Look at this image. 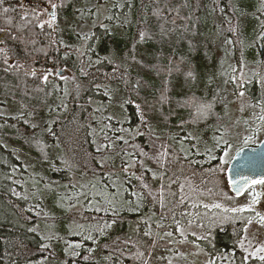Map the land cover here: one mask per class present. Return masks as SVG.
Segmentation results:
<instances>
[{
  "label": "trees",
  "instance_id": "16d2710c",
  "mask_svg": "<svg viewBox=\"0 0 264 264\" xmlns=\"http://www.w3.org/2000/svg\"><path fill=\"white\" fill-rule=\"evenodd\" d=\"M122 2L126 14L109 19L106 25L125 29L127 37L135 35L148 51L127 55L126 68L120 57L128 53V46L118 37L120 33L105 26L93 32L83 17L72 15L77 6L87 12L88 19L97 18L98 12L93 11L98 6L89 7V0L79 5L78 0L0 3V100L16 103L44 123H30L26 135H15V141L35 155L42 168L38 173L28 169L26 160L4 137L3 127L16 128L21 120L0 114V264H173L177 227L200 218L191 215L183 189L232 195L226 178L229 161L221 162L224 149L214 142L228 121L227 97L220 88L203 86L207 74L203 58L217 34V13L223 19L224 38L237 55L235 62L243 59L247 65L252 61L251 65L259 66L264 60V0ZM46 5L57 8V32L37 26L36 13ZM251 24L255 37L248 40L245 33ZM248 44H253L254 55L244 48ZM50 62L70 69L74 81L61 87L51 78L44 82L42 71ZM189 71L195 79L188 78ZM260 72L264 79V70ZM84 86L90 87L88 92L76 95L75 88ZM253 91L256 105L262 108L264 83L256 84ZM109 101L120 102L123 114L118 118L104 112ZM206 104L211 108L201 107ZM184 112L196 118V152L177 137ZM166 138L172 147L171 163L161 170L153 165L152 154L155 141L166 144ZM138 146L147 154L140 160L153 182L154 173L170 176L171 193L159 194L156 204L138 190L133 172L125 180L117 173L115 160L129 170ZM33 172L41 180L36 187L26 182ZM87 183L91 190L83 206L78 188ZM59 201L67 210L57 208ZM80 205L83 208L78 210ZM248 218L257 220L258 216L248 214ZM62 219L68 221L70 233L60 237L56 233L64 229ZM51 223L58 224L57 228L50 229ZM243 227L244 221L219 222L208 242L203 241L211 258L221 263L264 264L248 259L241 249ZM90 232L94 233L92 241H87Z\"/></svg>",
  "mask_w": 264,
  "mask_h": 264
},
{
  "label": "rangeland",
  "instance_id": "374dc122",
  "mask_svg": "<svg viewBox=\"0 0 264 264\" xmlns=\"http://www.w3.org/2000/svg\"><path fill=\"white\" fill-rule=\"evenodd\" d=\"M82 1L83 0H78L76 5H79L80 2L82 3ZM95 1L97 2L98 0H89V7H95L94 4L98 6L95 7V11H93V14H97L98 12L97 18L93 17V20L88 19V16L85 15L87 12L82 13L81 10L79 11V9H77V6H75L72 15L76 19L83 17V22L86 24L89 22L91 30L93 28V32H95L94 28L101 27L102 29V26H105L104 28H108L115 34L120 33L121 35H118V37L123 39L128 46V53H125L124 56L120 57V64L126 68L128 63H126L124 60H128L127 55H142L148 51L137 41L135 35L133 37H127L124 32L125 29L121 28L120 30V27L117 28L116 26L112 25V23V27L110 28L108 25H106L109 19H117L119 15L123 16L126 14L125 10L128 9L124 10V8H122L124 7L122 0H101V2L98 4H96ZM53 6L54 5H46L41 11L36 13L35 20H37V26L43 31H56L57 8ZM101 6L102 8H100ZM108 11L110 12L109 16ZM53 13H55L56 16L55 21L51 20ZM100 15L104 17L103 20ZM215 17L216 24L214 27L217 30V34H215V38L211 42L210 53L203 58V67L205 73L207 74H205V78L203 79L204 83L202 84L209 90L220 88L226 93L227 107L225 117L228 121L224 127L223 135H221L218 140L214 138V142L216 144L218 143V146L223 147L224 149L220 160L221 162L226 163L228 161L230 162L233 155L239 149L247 145H258L264 139V109L263 107L261 108L256 105L254 100L257 96L253 91L256 84L261 86L264 83V79L262 78V73L260 72L261 68L259 66L246 68L243 64L242 69H240L238 65L234 64L233 61L237 55L231 51L229 41L225 40L224 38L225 27L222 22L223 19H221L217 13ZM50 22L51 26H49ZM116 22L117 21L113 23ZM41 24H43V27L39 26ZM253 32L254 24H251L246 29L245 39L250 40L252 37H255ZM251 46H253V44H251ZM251 46L248 44L244 46V48L252 51V54L254 55L256 52L255 50L253 51L251 49ZM232 53L234 58L232 64L236 72L235 75L233 74V68L231 66ZM132 63L133 62L131 60L129 64L132 65ZM201 63H203V61H201ZM63 71L64 75L59 76L58 73H55V76L53 75V79H55V81L63 82L70 81L72 78L71 72L69 73L68 69H63ZM42 73L43 79L45 76L47 77V81L44 80V82L49 83L50 80L48 76H50V74H48L45 69H43ZM194 90L198 91L196 86H194ZM82 92L83 91H79L76 95H80ZM239 92H243L244 95L239 96ZM120 108V102L111 101L108 103V106L105 107L104 112L112 116L111 118H118L119 113L123 114V111H120ZM0 114L21 120L20 123L17 124L16 128L11 124L4 126V137L9 144L17 148L21 156L26 160L28 169L30 171L33 170L40 173L42 168L39 165L35 155L25 145L15 141V135L19 134L24 136L28 131V126L26 127V125L30 123L43 125V121H38V118L31 117L29 113L21 109L16 103H11L5 100H0ZM182 115L184 118L179 124V127H181L179 133L181 134L183 129L189 134L190 138L192 139L191 141L195 143L196 139L198 138H196V133L198 131V128L195 127L196 118L193 115L189 116L185 112L182 113ZM158 138H161V136ZM155 142L156 145L154 146V153L152 154L154 158L153 165L163 170V167H166L169 162L171 163V158L168 156L169 152L172 151L171 143L168 139V143L166 144L161 143L159 139ZM137 152L138 162H135L137 165L134 163L133 167L131 165L129 170L125 169V166L122 165L123 162L118 163V161L115 160V165H117L118 169H120L117 173L119 174L121 180H125V177H127L126 174L133 172L135 177H138L136 178L139 184L138 190L142 189L143 191H141V193L145 192L153 204H156L159 199V194L165 196V192H167V194L171 193L169 188L170 176L168 177V175H165L163 177L160 172L154 173L153 182L151 180V172L149 173L147 171V168L143 166L144 164L140 160V157L147 156V154L144 153L145 151L140 146L137 147ZM138 171L140 172V176ZM33 175L32 178L27 177V184L33 185L34 187L39 186L41 184V180L39 181L37 179L39 177L35 173ZM114 183L115 182L113 181V185ZM73 184L76 186L79 185L76 180L73 181ZM141 185H143V187ZM88 189L91 190V187L88 183L87 186H83V184H81L78 188V190L81 191V198H79L83 206L85 199L89 197L87 195L89 191ZM92 189L96 190L97 188L95 185H92ZM183 190L187 195V197L184 196V200L188 199L190 201L188 202V207L192 216H195V219H197L199 216L200 218L192 221L193 223L191 225L177 227L176 239L173 246V254L171 256V261L173 264H235L229 261L221 263L220 259L219 261L212 259L208 251L205 249V242H203L212 237V230L219 224V222L227 223L234 220L241 222L244 221L243 237L240 242V247L245 253L246 257L248 259L253 258L260 260L259 257L264 256V252L259 251V249L264 248V221L261 220V217H264V184L252 183L242 193V195L239 196H235L233 194L231 196L218 193L211 194L210 191L201 188L190 189L187 187V189ZM74 193L75 191H72L73 195ZM191 194L193 195L192 198L190 197ZM90 195L95 196V199H98L96 198L98 196L97 193L91 191ZM53 197H55L54 193L51 194V198ZM94 201L95 200H92V202ZM56 204L59 210H67L68 208L63 205L62 201L56 202ZM82 205L78 207V210L83 208ZM71 210L72 208L70 211ZM52 212V210H49V213ZM205 213H207V215H205ZM254 213L258 216V219H249L248 214H253L254 216ZM65 221L66 220L63 221L62 219L60 225V227H62L61 229H64L56 233L60 237L67 236L70 233L69 223L68 221ZM57 225L51 223L47 226L54 230V228H57ZM181 230L183 231V235H181ZM71 233L75 235L76 232L71 231ZM76 234L81 235V232ZM93 234L94 233L92 232L88 234L87 241H92ZM43 264L54 263H52V261H47Z\"/></svg>",
  "mask_w": 264,
  "mask_h": 264
},
{
  "label": "water",
  "instance_id": "95a60500",
  "mask_svg": "<svg viewBox=\"0 0 264 264\" xmlns=\"http://www.w3.org/2000/svg\"><path fill=\"white\" fill-rule=\"evenodd\" d=\"M226 178L235 196L241 195L255 181L264 180V140L239 149L227 166Z\"/></svg>",
  "mask_w": 264,
  "mask_h": 264
},
{
  "label": "flooded vegetation",
  "instance_id": "af4514ba",
  "mask_svg": "<svg viewBox=\"0 0 264 264\" xmlns=\"http://www.w3.org/2000/svg\"><path fill=\"white\" fill-rule=\"evenodd\" d=\"M57 32V31H56ZM55 32V33H56ZM59 60V59H58ZM55 61H57L56 59H55ZM247 62L248 61H245V60H243V59H239V60H237L236 62H235V59H234V64L235 65H238V67L240 68V69H242V65L244 64V67H252L253 65H251V63H252V61H250L249 62V64L247 65ZM259 63H260V61H259ZM259 67L262 69V70H264V60H262L261 61V64L259 65ZM63 69H68V68H66L65 66H60L59 64H57L56 62H50V66L49 67H47L45 70H46V72L48 73V74H50V76H48V78H52L53 79V75L55 76V73L57 74L58 73V75L59 76H62V75H64V71H63ZM68 71H69V73L71 72L70 71V69H68ZM71 74H72V78H71V80L70 81H57L58 83H60V87L62 86V83H71V82H73L74 81V75H73V73L71 72ZM72 79H73V81H72ZM53 80H55V79H53ZM72 87V88H71ZM74 86L73 85H70V88H71V94H73V93H75V90H74V88H73ZM76 90H78L77 91V93L79 92V91H83V94H85L86 92H88V90L90 89V87L89 86H84V87H76L75 88ZM263 107H264V103H263ZM135 115H137V114H135ZM139 117V116H138ZM138 117H135V119H133V120H136V122H137V120H138ZM117 118V117H116ZM135 122V123H136ZM177 137H179V138H181V140L183 141V142H185L186 144H188V145H191L190 146V148L192 149V151L193 152H196V149H197V147H198V144L196 143V141H195V143H193L191 140V138H190V136H189V134L186 132V131H184V130H182V132H181V134H179ZM136 153H137V158H136V160H135V162H138V152L136 151ZM197 154V153H196ZM134 162V163H135ZM136 164V163H135ZM137 165V164H136ZM105 171H108V169L106 168L105 169ZM109 171H111L110 169H109ZM138 173H139V176H140V172L138 171ZM137 176V175H136ZM190 197L192 198L193 197V195L191 194L190 195ZM191 213V212H190ZM192 215V214H191Z\"/></svg>",
  "mask_w": 264,
  "mask_h": 264
},
{
  "label": "snow or ice",
  "instance_id": "6c2138e0",
  "mask_svg": "<svg viewBox=\"0 0 264 264\" xmlns=\"http://www.w3.org/2000/svg\"><path fill=\"white\" fill-rule=\"evenodd\" d=\"M0 3H2V0H0ZM61 6H63V5H61ZM53 7H55V5H54ZM4 11L7 12L8 9H4ZM55 19H56V16H55V13H53V14H52V17H51V20H52V21H55ZM39 26H40V27H43V24H41V25H39ZM49 26H51V22L49 23ZM261 38L264 39V37H261ZM144 39H145V36H144L143 33H141V34H140V40L143 41ZM187 76H188V78H190V79H195L194 73H193L192 71H189L188 74H187ZM44 80L47 81V77H46V76L44 77ZM238 95H239V96H243L244 93H243V92H239ZM201 107H203V108H205V109H210V108H211V105H207V104H206V105H203V106H201ZM255 183H258V184H264V180L255 181ZM261 220L264 221V217H261ZM168 235L171 236L172 234H171V233H168ZM181 235H183V231H182V230H181ZM45 247H48V245H45ZM259 251H260V252H264V248L259 249ZM259 259H260L261 261H264V256H260Z\"/></svg>",
  "mask_w": 264,
  "mask_h": 264
}]
</instances>
